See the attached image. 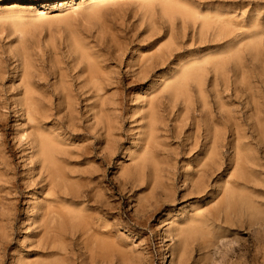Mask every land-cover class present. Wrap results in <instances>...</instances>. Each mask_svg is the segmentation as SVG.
<instances>
[{"label": "rangeland", "instance_id": "1", "mask_svg": "<svg viewBox=\"0 0 264 264\" xmlns=\"http://www.w3.org/2000/svg\"><path fill=\"white\" fill-rule=\"evenodd\" d=\"M0 264H264V0H0Z\"/></svg>", "mask_w": 264, "mask_h": 264}, {"label": "bare ground", "instance_id": "2", "mask_svg": "<svg viewBox=\"0 0 264 264\" xmlns=\"http://www.w3.org/2000/svg\"><path fill=\"white\" fill-rule=\"evenodd\" d=\"M204 22L206 23V21H204ZM93 70H95V69H93ZM25 99H26L27 102H29L31 100V98H30L29 95ZM36 142H37V147H38V150L36 151V154H37V162L40 164V168L43 170V172L46 171L47 178L49 177V183H48L47 178H46L47 183L49 184V186L50 185L53 186L54 185V181L56 180V178H59L58 182L60 183L61 188L65 192V190H68L67 189L68 186L63 181L65 177L63 175V171H62V168H61V165H60L61 163L60 162L59 163L57 162L58 161L57 160L58 159V156L61 154V149L59 147H57V145H55L53 143L54 142V138H51L48 135L47 136L44 135V134L37 135ZM61 160H63V159H61ZM40 172H41V170H40ZM44 180H45V178H44ZM56 184H55V186H56ZM55 186H54V188H55ZM51 188H53V187H51ZM72 189H73V187H72ZM52 192L53 193H51V190H50L49 193H51L52 195H55L54 194V191H52ZM59 192H61V191H59ZM68 193H69V191L67 192V194ZM71 195H72V197H74V194H71ZM52 207H53V205H52ZM60 209H62V208H60ZM56 210H57V208H56ZM66 212L68 214H71L72 215V216L70 215L71 218L76 217V215L74 213L72 214V212H74V211H71L70 212L69 210H67ZM61 213L63 214V212H61ZM45 215H47V214L45 213ZM65 216H66V214H65ZM50 219L53 220V219H55V217L52 216Z\"/></svg>", "mask_w": 264, "mask_h": 264}]
</instances>
